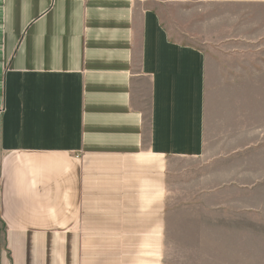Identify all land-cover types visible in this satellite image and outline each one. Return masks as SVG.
I'll use <instances>...</instances> for the list:
<instances>
[{"label": "crops", "instance_id": "obj_1", "mask_svg": "<svg viewBox=\"0 0 264 264\" xmlns=\"http://www.w3.org/2000/svg\"><path fill=\"white\" fill-rule=\"evenodd\" d=\"M224 128L264 165V0H0V264H159Z\"/></svg>", "mask_w": 264, "mask_h": 264}, {"label": "rangeland", "instance_id": "obj_2", "mask_svg": "<svg viewBox=\"0 0 264 264\" xmlns=\"http://www.w3.org/2000/svg\"><path fill=\"white\" fill-rule=\"evenodd\" d=\"M223 130L218 154L208 150L203 158L171 161L164 237L149 248L159 264H264V165L257 136L249 150L230 152L225 148L241 147L243 135Z\"/></svg>", "mask_w": 264, "mask_h": 264}]
</instances>
